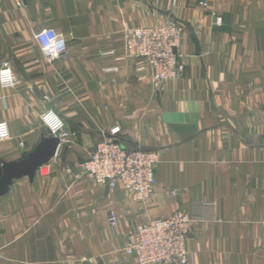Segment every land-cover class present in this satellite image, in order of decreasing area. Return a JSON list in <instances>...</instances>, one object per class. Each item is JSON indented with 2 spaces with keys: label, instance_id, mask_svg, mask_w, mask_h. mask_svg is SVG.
<instances>
[{
  "label": "crops",
  "instance_id": "obj_1",
  "mask_svg": "<svg viewBox=\"0 0 264 264\" xmlns=\"http://www.w3.org/2000/svg\"><path fill=\"white\" fill-rule=\"evenodd\" d=\"M170 18L183 72L155 85L123 32ZM43 28L65 38L62 56H43ZM3 61L17 84L0 86V165L50 135L48 109L66 136L0 196V264H136L126 233L174 211L192 219L187 264H264V0H0ZM113 127L158 153L143 202L79 174Z\"/></svg>",
  "mask_w": 264,
  "mask_h": 264
},
{
  "label": "built area",
  "instance_id": "obj_2",
  "mask_svg": "<svg viewBox=\"0 0 264 264\" xmlns=\"http://www.w3.org/2000/svg\"><path fill=\"white\" fill-rule=\"evenodd\" d=\"M202 4L205 5V2ZM182 32L183 25L171 18L152 25L128 28L123 32L124 56L141 59L155 85L179 78L183 62L177 48ZM36 39L47 59L58 58L67 49V41L53 28L41 29ZM112 52L109 50L106 53ZM116 69L111 67L107 71ZM16 84L17 79L9 62L3 61L0 65V86L9 88ZM41 120L50 135L64 139V121L53 110L45 111ZM118 132L119 128L113 127L109 135L96 142L88 157L78 163L79 174L99 185H120L134 201L143 202L154 190L158 153L140 146H125L117 138ZM8 137V124L0 121V141ZM116 220L111 212L110 225L113 226ZM191 227L192 219L184 211L147 218L126 233L125 257L133 259L136 264H187L186 240Z\"/></svg>",
  "mask_w": 264,
  "mask_h": 264
},
{
  "label": "water",
  "instance_id": "obj_3",
  "mask_svg": "<svg viewBox=\"0 0 264 264\" xmlns=\"http://www.w3.org/2000/svg\"><path fill=\"white\" fill-rule=\"evenodd\" d=\"M186 26L188 27V24ZM59 143V138L54 135L42 136L33 150L21 153L15 160L2 162L0 196L8 191L14 180L24 176L32 178L37 168L47 163L56 154Z\"/></svg>",
  "mask_w": 264,
  "mask_h": 264
}]
</instances>
